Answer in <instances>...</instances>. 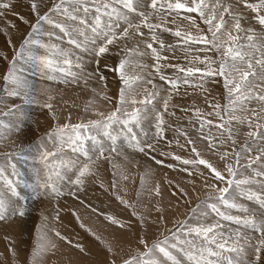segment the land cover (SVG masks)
I'll list each match as a JSON object with an SVG mask.
<instances>
[{"label": "snow or ice", "instance_id": "6c2138e0", "mask_svg": "<svg viewBox=\"0 0 264 264\" xmlns=\"http://www.w3.org/2000/svg\"><path fill=\"white\" fill-rule=\"evenodd\" d=\"M21 2L0 0L6 37L0 49V145H12L0 152V225L22 226L33 211L30 201L58 199L65 187L79 199L77 193L94 179L132 219L102 214L120 233L106 238L72 211L105 254L90 264H264V0H28L34 22L17 12ZM8 13L28 29L5 19ZM12 30L20 32L18 42ZM178 53L186 63L172 62ZM105 73L116 81L111 95ZM93 81L98 87L84 106L91 115L73 122L69 114L61 123L54 85L88 87ZM209 83L222 84L223 104ZM184 86L207 93L206 110L195 102L172 103ZM97 99L111 107L102 110ZM33 106L47 109L55 123L24 146L21 138L38 131L29 127ZM177 108L191 112L187 123L198 125L195 138L170 122ZM153 153L179 162V171L187 173L183 182L164 178L174 203L160 199L154 169L136 159L140 154L164 165ZM105 163L112 169L107 183L100 178ZM18 164L28 167L31 181ZM137 178L132 199L129 183ZM182 204L190 207L174 215L169 227L167 213H179ZM36 210L40 223L24 259L15 239L4 236L11 240V264H49L61 242L91 255L56 226L59 210L51 218L56 223L46 209Z\"/></svg>", "mask_w": 264, "mask_h": 264}, {"label": "rangeland", "instance_id": "374dc122", "mask_svg": "<svg viewBox=\"0 0 264 264\" xmlns=\"http://www.w3.org/2000/svg\"><path fill=\"white\" fill-rule=\"evenodd\" d=\"M17 12L20 14L26 15L31 22H34V16L29 12L28 9V0H22L21 3L17 5ZM5 19H11L14 23L20 25L21 31H26L28 29V25H23L16 17H14L11 13H8ZM0 26H2V22H0ZM13 40L14 43L18 42L20 38V32L12 30ZM165 36L169 40H174V37ZM6 47V37L5 35L0 32V49H4ZM171 55V54H169ZM184 53H178L177 58L173 59L172 62H180L186 63L183 59ZM192 55H201L203 56L204 53H192ZM208 55L214 56V53L209 52ZM3 70V64L0 63V71ZM167 71L171 72V69ZM108 77V84H109V95L113 94L116 91V81L113 79L111 73H105ZM36 79L35 77H33ZM44 84H51L50 81H43ZM56 89L59 91V95L56 98L55 106L58 114L61 117L60 122H64V118L71 115L72 121L77 122L81 118H87L91 115L90 112L84 111V106L89 98L92 97L91 88L98 87L95 82H90L88 87H84L81 85H54ZM209 88L210 93L215 96L220 102L223 104L224 100L221 99V93L223 92L222 84L221 83H209L207 85ZM207 93H202L198 89H194L193 87L184 86L180 90L179 95H174L173 97V104H177L183 107H191L193 102L196 105L200 106L201 108L207 109V106L204 104V96ZM97 104L101 107L102 110L107 111L111 106L107 105L105 101L97 99ZM177 116L171 118V123L179 124L185 127V130L188 131L190 135L195 138L196 136V127H188L187 117L191 116V112L184 114L180 112L179 108L175 109ZM31 121L29 122V127L33 130L38 128L35 135L29 134L26 137H22L21 141L23 142L24 146L29 144H34L36 139L44 133V131L55 121H52L50 116L48 115L47 109H41L39 107L33 106L31 108ZM180 118V119H178ZM168 138H172L174 136V132L168 131L166 133ZM181 142L183 143V138L181 137ZM21 141H17V143H21ZM164 143L160 145L161 148H164ZM199 147H203V144L198 145ZM12 145L9 143L7 146L0 145V152L6 150V148H11ZM173 150L177 151L181 155L187 156L189 153L177 149L175 145H173ZM152 155L156 156L157 159H162L165 161L164 165H156L154 160L153 162L150 159L145 158L143 155L137 154L136 159L140 160L141 165H151V167L155 171V176L153 177L154 180L160 181L161 183V191H162V199L165 204L169 200L175 202V198L170 196V191L168 185L164 184V178L167 176L168 179H174L177 181L183 182L187 178V173H183L179 171L180 165L179 162L171 161L170 159H166L164 157L159 156L158 153H153ZM206 155L212 159L213 161H218V158L211 153H206ZM120 158H117L119 161ZM167 163H173L177 165L176 170H172L167 168L165 165ZM18 168L22 172H25L26 175L24 179H28L31 181L32 174L29 171L28 167L24 164H18ZM111 167L107 163L104 164L103 168L100 171V178L105 183L110 180L111 177ZM133 172H136L137 169L133 168ZM197 182V188L199 190L200 186V179L198 176L192 177ZM138 178L137 184L133 185L129 183V197L134 199L135 192L138 187ZM186 187L191 190V185H186ZM65 195L58 199H49L43 200L45 202L40 203V201H30V205L33 208V211L30 212L29 216L25 217V222L22 226H17L15 228L9 227L7 225H0V264H11V254L8 251L9 245L11 240L4 239L5 235H9L10 237L14 238L16 241V248L19 252L20 259H24L27 254L31 251V245L33 243V236H34V229L31 232L28 228V224L34 223L35 225L40 223L39 219V211L36 209H46V214L49 215L50 222L56 223L52 221L51 218L55 214L57 210H59L60 221L56 223V226L59 230L68 235L73 241H79L80 243L84 244V246L90 251L91 255L84 257L82 256L76 249L70 248L63 242L60 244V248L55 257H49V264H69V261H74L76 264H90L92 261H99L105 259V254L103 252L102 247L99 243L91 236L85 229H82L79 226V223L76 222L75 218L72 215V211L75 210L81 216L83 222L90 227L93 228L94 231H97L100 235L104 237H110L113 234L119 235V230L115 229L114 226L109 225L105 220L102 214H115L120 218L125 219H132L126 209L123 208L122 205L119 204L118 201L115 200V197L110 193H106L99 187V184L95 182L94 179H90L87 185L85 186V191L77 193L79 199L75 198L74 196L68 194L69 188L65 187L64 189ZM21 191H25L21 188ZM202 198L203 192L200 193ZM144 200H147V197H143ZM83 200L85 203L81 204L80 201ZM196 196L193 195L192 201L193 204L195 203ZM45 204V205H43ZM90 204L92 207L97 209L96 213H92L90 208H87L85 205ZM41 205V206H40ZM51 206V207H50ZM253 206L254 205H250ZM50 207V208H49ZM190 205L182 204L179 209V213H175L173 211H169L167 213L169 224L168 226L171 227V221L174 215H179L187 211ZM155 215V214H154ZM35 221V222H34ZM135 228L136 225L133 224ZM28 229V230H27ZM138 230V229H137ZM153 233H155V228L152 229ZM27 233V234H26ZM25 237V238H24ZM29 239V240H27ZM22 252V253H21Z\"/></svg>", "mask_w": 264, "mask_h": 264}, {"label": "bare ground", "instance_id": "6f19581e", "mask_svg": "<svg viewBox=\"0 0 264 264\" xmlns=\"http://www.w3.org/2000/svg\"><path fill=\"white\" fill-rule=\"evenodd\" d=\"M150 161L153 162V160H151V159H150ZM154 162H155V161H154ZM41 199H42V200H47V201H48V200L51 199V198H41ZM32 202H33V201H32ZM43 202H45V201H43ZM43 205H45V204H43ZM40 206H41V205H40ZM50 207H51V206H50ZM50 207H49V208H50ZM24 222H25V221H24ZM34 222H35V221H34ZM33 225H34V223H30V224L27 225L28 228L31 229V230H30L31 232H32L33 229H34V226H33ZM27 230H28V229H27ZM26 234H27V233H26ZM24 238H25V237H24ZM27 240H29V239H27ZM21 253H22V252H21Z\"/></svg>", "mask_w": 264, "mask_h": 264}]
</instances>
